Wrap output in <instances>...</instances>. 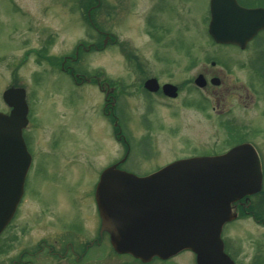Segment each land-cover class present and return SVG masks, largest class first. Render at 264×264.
I'll use <instances>...</instances> for the list:
<instances>
[{
	"label": "rangeland",
	"instance_id": "1",
	"mask_svg": "<svg viewBox=\"0 0 264 264\" xmlns=\"http://www.w3.org/2000/svg\"><path fill=\"white\" fill-rule=\"evenodd\" d=\"M118 2L101 0L91 17L118 43L101 51L80 48L78 59L69 64L75 73L101 77L115 93L117 123L133 151L127 168L145 171L200 153L222 154L245 137L258 151L264 170V102L258 98L252 104L245 92L238 97L245 81L234 66V50L214 46L204 29L184 32L172 13L145 19L135 7L125 11ZM194 2V11L204 13L205 0ZM89 6L88 0H0V112L8 111L2 100L6 89H26L29 126L24 138L34 160L23 203L0 238V264H74L73 259L52 257L48 249L64 253L69 242L81 254V243L88 245L96 236L95 187L102 172L123 152L115 140L114 123L103 113L104 93L93 84L76 86L60 69L64 58H74L78 45L102 43L88 22ZM167 8L164 1L157 5L158 10ZM259 41L264 42V36ZM194 59L208 68L215 61L223 70L219 75L223 85L216 89L220 97L211 96L202 115L182 109L180 99L170 108L156 99L146 110L136 94L135 68L162 82L179 84L185 65ZM260 60L264 65V51ZM209 107L223 117L216 118L215 113L208 118ZM261 221L264 186L263 192L240 206L238 219L224 228L226 253L237 264H264ZM39 242L45 250L30 256ZM82 264L140 263L115 254L108 239L102 247H94ZM151 264H196V260L191 252H182L171 261Z\"/></svg>",
	"mask_w": 264,
	"mask_h": 264
},
{
	"label": "water",
	"instance_id": "2",
	"mask_svg": "<svg viewBox=\"0 0 264 264\" xmlns=\"http://www.w3.org/2000/svg\"><path fill=\"white\" fill-rule=\"evenodd\" d=\"M219 2L212 1L213 12ZM235 9L246 21L256 14ZM224 28L228 31H220ZM238 28L235 18L214 13L210 34L218 43L243 44L259 30L231 31ZM3 99L12 110L0 112V234L17 211L32 162L23 138L26 91L10 88ZM262 183L259 156L244 144L221 156L177 161L147 178L109 168L97 188V204L103 229L120 254L149 262L191 250L198 264H234L224 253L223 226L237 218L233 204L258 194Z\"/></svg>",
	"mask_w": 264,
	"mask_h": 264
},
{
	"label": "flooded vegetation",
	"instance_id": "3",
	"mask_svg": "<svg viewBox=\"0 0 264 264\" xmlns=\"http://www.w3.org/2000/svg\"><path fill=\"white\" fill-rule=\"evenodd\" d=\"M90 3V6L88 7L87 16H88V22L92 29L98 33L102 37V43H99L101 45H98V43H91L87 45V47L84 44L78 45L79 50L74 56L72 57H66L64 58L63 62L61 63V72L71 77V79L74 81L76 86L84 85V84H93L100 89L105 95V103L103 107V113L104 116L107 117L109 121H112L114 123L115 128L117 129L115 133V140L117 143L121 146L123 155L120 157L119 160L114 162L111 165L119 164L118 168L126 171L128 173L135 174L139 177H147L150 176L166 165L180 159L173 160L172 162L166 163L165 165L156 166L153 169L145 170V171H137L127 168V164L129 161V156L133 152L132 151V145L129 144L128 140L123 136L122 128L119 127L117 123L118 115L116 113V107H117V97H115V93H112V89L110 88L109 83H107L105 80H103L99 76H85L81 75L79 73H75V69L69 64V61H76L79 57V51L80 48L83 49L85 52H89L92 49L94 51H101L105 49L108 45H112L115 43H118V40L115 36H113L111 33L105 32L98 27L92 17L93 11L97 10L101 7V0H88ZM120 4V8L122 10H125L131 6L135 7L137 9L136 13L139 15H142L145 19L147 17H152V14L162 13L165 14L169 12L175 18H179L180 21V28L185 32L187 29L195 30V32H199L200 30H205L209 34L210 30V24L213 17V10H212V1L213 0H205L204 6L205 10L204 13H199L198 11H194V5L195 0H118ZM152 1L153 3H150ZM165 2V7H168L167 9H157V5L159 2ZM207 1V2H206ZM148 5V7H146ZM146 9H143L145 8ZM239 7L244 10H253L256 11L254 18L249 19L246 21V19H242L240 13L237 14L238 10L235 8ZM237 12V13H236ZM215 15H221V16H227L231 18H235V22L241 23V28L238 29H232L231 31H238L242 33L251 32L253 29L258 28V33L254 36V38L246 43L243 44H219L213 41V45L220 48H232L234 50V55L237 57V62L234 66H236L240 69L239 74L241 77H243L245 83L241 84V87L244 88V91H241L240 94H238V97L244 96L245 92V98L248 99L252 104H255L258 98H261V101L264 102V65H262L260 56L262 52L264 51V42L259 41L260 38L264 36V0H220L218 5L215 7L214 10ZM233 22V21H232ZM245 23L250 24L249 26H245ZM244 24V26H242ZM220 31H228V29L224 28ZM140 64V63H138ZM217 62L210 61L211 68L204 67L203 63H200L199 60L194 59L190 65H185L184 76L183 80L179 84H174L171 82H162L155 76H149L143 73V70H137L135 68V71L137 72V96L139 99L143 102L145 105L146 110H151L154 104V101L158 99L161 103H164L166 107H171L173 105V102L178 101L180 99L181 101V108L184 110L190 109L192 112L197 111L199 114H203L205 111L203 109V105L209 106V102H211L212 99H210L211 96H215L216 99L220 97L219 92L216 91L219 90L223 85V79L222 77H219L223 73L222 69H217L216 66ZM141 65V64H140ZM227 71L230 69H226ZM230 72V71H229ZM76 75H79V77L76 78ZM223 77H227L226 74H223ZM155 82V83H152ZM172 86V87H167ZM230 91L229 89H227ZM230 93H235L230 91ZM113 94V95H112ZM242 94V95H241ZM219 104V100H217ZM210 111L207 114L208 118H213L214 114L216 113V109L214 107H209ZM216 118L223 117L219 112L216 113ZM224 114V113H223ZM232 121H227L226 123L231 124ZM233 125V124H232ZM242 144H250L248 141L245 140V137H242L241 139H238V142L232 145V148L238 145ZM231 149V148H230ZM229 149V150H230ZM228 150V151H229ZM227 152V151H226ZM148 154H150L149 151H147ZM223 154V153H222ZM219 155L218 153H200L192 156H187L185 158L181 159H189V158H195V157H205V156H216ZM126 164V165H125ZM28 177L26 179L25 184V193L27 190V184H28ZM24 199V197H23ZM22 199V200H23ZM23 202L20 203L17 213L19 211V208L21 207ZM97 209V208H96ZM97 215H98V227L96 236L94 239L86 245L84 242L81 243L79 248H83L81 254L76 253L74 249L73 243L66 242L64 253H58L54 251L53 249H48L49 255L52 257H57L59 261H66L73 259L72 262L75 264H82L84 261L87 260L88 256H90L91 251L93 248L102 247L107 240L109 239V234L107 231L102 230V224L100 219V214L98 209ZM14 219L12 220L11 224L7 227L5 232L9 230V228L12 226L13 221L16 219V215ZM40 247L35 253H30V256H38L40 253H42L45 250V246L41 245L39 242ZM85 244V245H84ZM226 250V246H225ZM118 255V254H117ZM178 256V255H177ZM175 256V257H177ZM231 256V255H230ZM100 257H103L101 254ZM175 257L169 258L167 260H163L160 258H154L150 263L154 262H168L173 260ZM232 258V257H231ZM136 262L140 264H146L143 263L140 260L134 259ZM234 260V259H233ZM235 261V260H234ZM236 263V261H235ZM237 264V263H236Z\"/></svg>",
	"mask_w": 264,
	"mask_h": 264
}]
</instances>
